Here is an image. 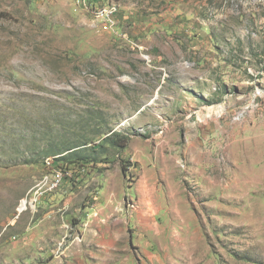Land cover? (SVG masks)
<instances>
[{"label": "rangeland", "instance_id": "374dc122", "mask_svg": "<svg viewBox=\"0 0 264 264\" xmlns=\"http://www.w3.org/2000/svg\"><path fill=\"white\" fill-rule=\"evenodd\" d=\"M0 264H264V0H0Z\"/></svg>", "mask_w": 264, "mask_h": 264}, {"label": "crops", "instance_id": "0c3cea01", "mask_svg": "<svg viewBox=\"0 0 264 264\" xmlns=\"http://www.w3.org/2000/svg\"><path fill=\"white\" fill-rule=\"evenodd\" d=\"M71 178H72V177H68V178H65V179H64V180H66V181H63V187L65 186V184H66V186H68V184L71 183Z\"/></svg>", "mask_w": 264, "mask_h": 264}, {"label": "built area", "instance_id": "2783aa9c", "mask_svg": "<svg viewBox=\"0 0 264 264\" xmlns=\"http://www.w3.org/2000/svg\"><path fill=\"white\" fill-rule=\"evenodd\" d=\"M56 178V177H55ZM64 178H66V177H64ZM42 194H44V193H40V192H36V196H39V195H42Z\"/></svg>", "mask_w": 264, "mask_h": 264}, {"label": "trees", "instance_id": "16d2710c", "mask_svg": "<svg viewBox=\"0 0 264 264\" xmlns=\"http://www.w3.org/2000/svg\"><path fill=\"white\" fill-rule=\"evenodd\" d=\"M64 170H66V168H64Z\"/></svg>", "mask_w": 264, "mask_h": 264}, {"label": "bare ground", "instance_id": "6f19581e", "mask_svg": "<svg viewBox=\"0 0 264 264\" xmlns=\"http://www.w3.org/2000/svg\"><path fill=\"white\" fill-rule=\"evenodd\" d=\"M61 176V175H60ZM54 179V178H53ZM59 182V181H58Z\"/></svg>", "mask_w": 264, "mask_h": 264}]
</instances>
